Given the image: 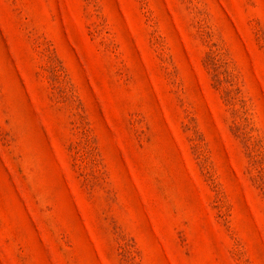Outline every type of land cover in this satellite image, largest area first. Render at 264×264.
Listing matches in <instances>:
<instances>
[{"label":"rangeland","instance_id":"1","mask_svg":"<svg viewBox=\"0 0 264 264\" xmlns=\"http://www.w3.org/2000/svg\"><path fill=\"white\" fill-rule=\"evenodd\" d=\"M0 264H264V0H0Z\"/></svg>","mask_w":264,"mask_h":264}]
</instances>
